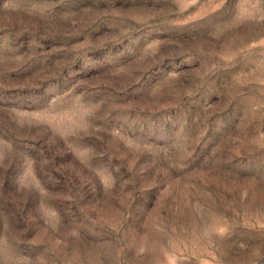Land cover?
<instances>
[{
    "label": "rangeland",
    "instance_id": "1",
    "mask_svg": "<svg viewBox=\"0 0 264 264\" xmlns=\"http://www.w3.org/2000/svg\"><path fill=\"white\" fill-rule=\"evenodd\" d=\"M0 264H264V0H0Z\"/></svg>",
    "mask_w": 264,
    "mask_h": 264
}]
</instances>
